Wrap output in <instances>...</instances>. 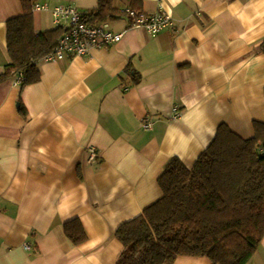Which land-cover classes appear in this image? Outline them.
Masks as SVG:
<instances>
[{
    "label": "crops",
    "instance_id": "crops-1",
    "mask_svg": "<svg viewBox=\"0 0 264 264\" xmlns=\"http://www.w3.org/2000/svg\"><path fill=\"white\" fill-rule=\"evenodd\" d=\"M78 1L33 0L49 6L33 13L35 32L55 29L52 8ZM134 1L174 27L150 35L119 17L106 23L124 33L118 44L38 61L39 81L22 89L14 77L0 83V264H116L117 228L161 197L172 159L191 168L220 125L247 140L264 124V0ZM20 15V0H0V74L6 22ZM75 219L86 234L78 245L63 232ZM247 264H264V239Z\"/></svg>",
    "mask_w": 264,
    "mask_h": 264
},
{
    "label": "trees",
    "instance_id": "trees-1",
    "mask_svg": "<svg viewBox=\"0 0 264 264\" xmlns=\"http://www.w3.org/2000/svg\"><path fill=\"white\" fill-rule=\"evenodd\" d=\"M95 1L92 11L82 13L84 23L127 19L124 9L114 7L115 0ZM20 2L22 15L6 22L9 65L0 83L21 75L22 89L39 81L36 64L55 47L63 30L36 33L33 0ZM134 2L128 8L142 13ZM20 111L25 115L23 107ZM253 127L254 137L244 140L220 125L191 168L172 159L157 180L161 197L117 228L115 237L123 250L116 264H173L179 256L247 264L264 239V124L255 122ZM63 232L73 245L86 239L77 219L65 223Z\"/></svg>",
    "mask_w": 264,
    "mask_h": 264
},
{
    "label": "built area",
    "instance_id": "built-area-1",
    "mask_svg": "<svg viewBox=\"0 0 264 264\" xmlns=\"http://www.w3.org/2000/svg\"><path fill=\"white\" fill-rule=\"evenodd\" d=\"M47 4H32V12L48 11ZM52 23L55 28H61L63 35L59 38L55 47L45 55L40 61L44 63H54L75 58H90L92 52L108 46L118 44L123 32H114L109 26L99 24L90 26L82 21V13L73 6H56L50 10ZM128 20V27L131 29H142L150 35L158 34L162 31L172 29L174 22L169 15L162 10L155 13L144 14L124 9ZM23 80L21 75H15L13 86L20 85ZM145 129H149L148 123H143ZM88 161H94L97 157V150L94 147L88 149ZM25 250H29V245H25Z\"/></svg>",
    "mask_w": 264,
    "mask_h": 264
},
{
    "label": "rangeland",
    "instance_id": "rangeland-1",
    "mask_svg": "<svg viewBox=\"0 0 264 264\" xmlns=\"http://www.w3.org/2000/svg\"><path fill=\"white\" fill-rule=\"evenodd\" d=\"M95 5H96V1L95 0H79L78 3L75 4V7L78 10H80L81 13H86L87 11L90 10V9H88L89 7L92 6V8H95Z\"/></svg>",
    "mask_w": 264,
    "mask_h": 264
}]
</instances>
